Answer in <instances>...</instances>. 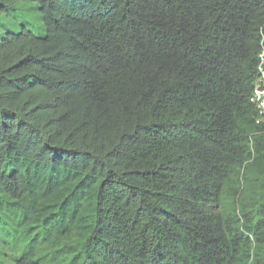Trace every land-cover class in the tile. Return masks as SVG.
I'll use <instances>...</instances> for the list:
<instances>
[{
  "label": "trees",
  "instance_id": "obj_1",
  "mask_svg": "<svg viewBox=\"0 0 264 264\" xmlns=\"http://www.w3.org/2000/svg\"><path fill=\"white\" fill-rule=\"evenodd\" d=\"M264 0H0V264H264Z\"/></svg>",
  "mask_w": 264,
  "mask_h": 264
},
{
  "label": "built area",
  "instance_id": "obj_2",
  "mask_svg": "<svg viewBox=\"0 0 264 264\" xmlns=\"http://www.w3.org/2000/svg\"><path fill=\"white\" fill-rule=\"evenodd\" d=\"M257 74L253 88L252 102L258 108L257 124L264 125V53L260 55Z\"/></svg>",
  "mask_w": 264,
  "mask_h": 264
}]
</instances>
